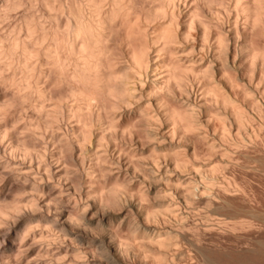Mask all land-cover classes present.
<instances>
[{"label": "clouds", "instance_id": "clouds-1", "mask_svg": "<svg viewBox=\"0 0 264 264\" xmlns=\"http://www.w3.org/2000/svg\"><path fill=\"white\" fill-rule=\"evenodd\" d=\"M0 264H264V0H0Z\"/></svg>", "mask_w": 264, "mask_h": 264}]
</instances>
